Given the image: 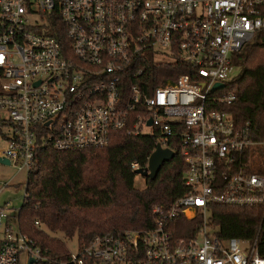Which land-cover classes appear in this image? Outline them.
<instances>
[{"label": "built area", "instance_id": "2783aa9c", "mask_svg": "<svg viewBox=\"0 0 264 264\" xmlns=\"http://www.w3.org/2000/svg\"><path fill=\"white\" fill-rule=\"evenodd\" d=\"M259 29L264 0H0L4 165L26 180L37 150L100 148L115 130L153 135L185 164L186 192L154 205L150 227L95 235L62 264H264L257 235L219 238L208 219L211 205L264 210V134L252 139L234 122L235 95L225 90L232 55ZM174 61L195 79L170 75L163 65ZM8 206L0 264L43 260ZM177 219L193 221L184 236Z\"/></svg>", "mask_w": 264, "mask_h": 264}, {"label": "trees", "instance_id": "16d2710c", "mask_svg": "<svg viewBox=\"0 0 264 264\" xmlns=\"http://www.w3.org/2000/svg\"><path fill=\"white\" fill-rule=\"evenodd\" d=\"M57 6L49 21H57ZM56 35L65 44L63 31ZM238 72L226 82L225 90L235 95L227 107L234 122L245 126L252 139L264 134V29L232 55ZM165 66L169 74L191 68L174 61ZM156 138L153 135H126L122 130L110 134L100 148L80 150L39 149L24 184V198L17 211V224L40 249L44 258L33 264H62L69 256L64 241L54 235L75 237L76 243H88L106 232L140 230L152 225L154 205H167L186 192L182 183L185 164L175 153L164 162L152 179H144L142 188L134 187V169L146 166ZM208 219L219 238L251 239L257 235V251L264 259V210L260 206L211 205ZM37 221V225L34 224ZM175 235L184 236L192 220L177 219ZM181 227V228H180Z\"/></svg>", "mask_w": 264, "mask_h": 264}, {"label": "rangeland", "instance_id": "374dc122", "mask_svg": "<svg viewBox=\"0 0 264 264\" xmlns=\"http://www.w3.org/2000/svg\"><path fill=\"white\" fill-rule=\"evenodd\" d=\"M238 72V67L233 65L229 72V77L234 76ZM143 133H150V128H144ZM4 145V142L0 140V147ZM144 177L135 174L134 187L142 188L144 186ZM25 173L21 170H17L15 167L4 165L0 163V183H6V185L0 189V205L4 202H8L9 209H17L22 203V195L24 190ZM9 223L14 227V223L9 220ZM189 226L188 224H180V226ZM178 226V225H177ZM190 227V226H189ZM54 235L61 238L69 252H74L76 248V240L73 238H66L61 233L56 232ZM20 264H25L23 258L20 260Z\"/></svg>", "mask_w": 264, "mask_h": 264}, {"label": "water", "instance_id": "95a60500", "mask_svg": "<svg viewBox=\"0 0 264 264\" xmlns=\"http://www.w3.org/2000/svg\"><path fill=\"white\" fill-rule=\"evenodd\" d=\"M222 85H223L222 83H214L212 85V89L221 87ZM173 156L174 153L171 150L167 148H161L158 145V143H156L154 145L153 150L150 152V154L147 157L146 166L144 168L134 169V173L139 174L144 178L152 179L159 171L162 164L170 160ZM0 163L8 164V161L6 159L0 158ZM32 262H33L32 258H29L28 264H31Z\"/></svg>", "mask_w": 264, "mask_h": 264}]
</instances>
